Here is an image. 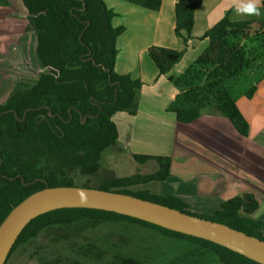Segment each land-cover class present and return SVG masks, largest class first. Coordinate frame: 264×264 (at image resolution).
I'll use <instances>...</instances> for the list:
<instances>
[{"label":"trees","instance_id":"16d2710c","mask_svg":"<svg viewBox=\"0 0 264 264\" xmlns=\"http://www.w3.org/2000/svg\"><path fill=\"white\" fill-rule=\"evenodd\" d=\"M123 1L153 12L161 6V0ZM202 2L177 0L174 5L173 33L181 39L182 49L148 47L147 56L157 76L168 74L186 52L192 39L194 12ZM0 6H12L25 16V31L34 36V56L40 69L35 81H16L0 100L1 223L15 205L45 187L39 179L49 187H71L67 171L97 175L103 153L117 145L113 117L137 113L142 82L114 71L116 40L125 29L112 26L117 14L103 0H2ZM230 12L198 38L208 40L201 54L181 74L168 77L177 93L167 111L180 124L193 123L204 114L219 115L238 135L246 137L249 124L236 102L241 96L252 98L264 79V7L258 20L232 21ZM131 156L138 164L154 161L156 171L106 177L96 189L158 203L264 241V224L256 214L260 205L253 194L228 199L210 215L194 214L179 198L163 196L158 188L148 187L149 183L161 185L168 179L169 157ZM110 222L136 224L161 238L187 243L200 254L214 257L218 264H258L203 239L113 212L84 208L54 210L31 220L16 239L7 261L43 230ZM88 244L79 250L77 260L81 262L94 252L96 260L103 261V251ZM116 257L114 264H138ZM77 260L74 263L79 264Z\"/></svg>","mask_w":264,"mask_h":264},{"label":"crops","instance_id":"0c3cea01","mask_svg":"<svg viewBox=\"0 0 264 264\" xmlns=\"http://www.w3.org/2000/svg\"><path fill=\"white\" fill-rule=\"evenodd\" d=\"M103 1L117 14L112 19V26L125 29L116 40L114 71L142 82L137 113L134 116L118 113L113 117L118 129L117 144L123 150L128 147L129 155L169 157L170 176L160 185L158 192L179 198L199 215H210L222 202L245 192L253 194L261 208L264 204V79L252 98L241 96L245 101L239 103V98L236 102L249 124L246 137L238 135L229 121L219 115L204 114L190 125H179L174 115L165 111L177 93L168 77L181 74L208 45L207 39H194L201 37L227 11L239 13L237 8L241 0H203L194 12L192 39L187 43L186 52L168 74L162 76H157V70L146 54L150 46L182 49L181 39L173 33L177 0H161L156 12L123 0ZM259 16L246 19L256 20ZM202 140L225 156L210 155L202 159L201 152L184 145L186 142L188 145L191 142L202 145ZM199 150L202 151V146ZM227 158L237 164L236 168L222 164L220 159L226 162ZM205 167L209 172L204 171ZM258 217L264 224V215Z\"/></svg>","mask_w":264,"mask_h":264},{"label":"rangeland","instance_id":"374dc122","mask_svg":"<svg viewBox=\"0 0 264 264\" xmlns=\"http://www.w3.org/2000/svg\"><path fill=\"white\" fill-rule=\"evenodd\" d=\"M262 16L261 9V15L256 20L261 19ZM248 17L235 11L230 12L229 16L232 21H243ZM26 22L25 16L20 15L12 6H0V100L12 90L16 81H35L40 71L34 56V36L25 31ZM239 98L237 99L239 103L245 101L243 97ZM239 107L242 105L240 104ZM165 111L174 115L167 111V107ZM190 124L192 123H179V125ZM262 141L264 142V138ZM184 145L190 150L201 152L202 159L210 155L225 156L217 149L210 148L211 145L206 140H202V145L196 146L192 142L189 145L186 142ZM201 146L202 151L199 150ZM220 160L231 169L236 168L237 164L230 158H227L226 162L223 159ZM203 162L204 165H208L206 161ZM156 169L157 165L154 161L138 164L129 155L128 147L123 150L117 144L103 153L97 175L83 176L73 173L68 176L74 187L96 188L106 177L149 174ZM183 169L187 170L185 167ZM204 171L209 172V169L205 167ZM148 187L159 188L160 183L152 182L148 184ZM188 210L197 214L189 208ZM261 214L264 215V204L257 211V215ZM86 244L99 247V251H103V261H97V255L94 252L81 262L77 260L79 250ZM115 256L138 264H218L214 257L202 252L200 254L197 249L187 243L161 238L154 231L136 224L111 222L43 230L29 244L19 247L6 264H76L75 260L79 261V264H114L112 261L115 260Z\"/></svg>","mask_w":264,"mask_h":264},{"label":"water","instance_id":"95a60500","mask_svg":"<svg viewBox=\"0 0 264 264\" xmlns=\"http://www.w3.org/2000/svg\"><path fill=\"white\" fill-rule=\"evenodd\" d=\"M45 187L15 205L0 223V264L25 226L34 218L59 209L84 208L113 212L163 229L222 246L255 263L264 264V241L224 224L186 214L131 195L86 187Z\"/></svg>","mask_w":264,"mask_h":264},{"label":"clouds","instance_id":"9594fccd","mask_svg":"<svg viewBox=\"0 0 264 264\" xmlns=\"http://www.w3.org/2000/svg\"><path fill=\"white\" fill-rule=\"evenodd\" d=\"M262 7H264V4L261 3V0H241L237 11L243 15L259 16Z\"/></svg>","mask_w":264,"mask_h":264},{"label":"flooded vegetation","instance_id":"af4514ba","mask_svg":"<svg viewBox=\"0 0 264 264\" xmlns=\"http://www.w3.org/2000/svg\"><path fill=\"white\" fill-rule=\"evenodd\" d=\"M49 116V115H48ZM67 175H71V174H73V173H75L76 175H81L80 174V172L79 171H76V169H74V170H72V172L71 173H69L68 171H67ZM46 176H48V175H46ZM39 181H41V182H43V181H45L44 179H39Z\"/></svg>","mask_w":264,"mask_h":264}]
</instances>
